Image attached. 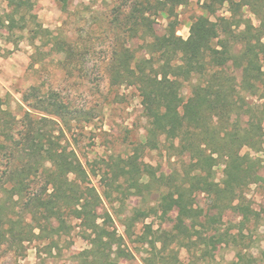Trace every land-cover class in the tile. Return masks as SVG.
Masks as SVG:
<instances>
[{
    "label": "trees",
    "instance_id": "1",
    "mask_svg": "<svg viewBox=\"0 0 264 264\" xmlns=\"http://www.w3.org/2000/svg\"><path fill=\"white\" fill-rule=\"evenodd\" d=\"M28 1L19 0L11 13L0 19V34L29 27V19L23 14ZM185 1L135 0L127 15L123 7L114 8L109 24L111 29L144 45L143 53L137 55L127 49L119 50L114 43L108 61L112 84L135 86L142 99L148 141L139 145L138 150L142 146L158 149L163 137L172 144L179 140L181 147L196 160L187 179L174 180L161 191L158 208L163 214L177 211L174 228L177 232L172 238L155 237L151 249L139 237V244L148 250L143 264H174L177 257L172 256L171 246L175 243L199 248L219 244L223 237L213 241L203 235L206 229L196 206L197 193L230 204L235 199L234 183L246 184L253 176L249 171L250 160L238 157L245 141L241 128L234 124L249 114L244 95L264 75L260 65V57L264 58V0L205 2L203 9L208 15L193 20L187 40L177 35L178 9ZM225 4L229 6L230 17H217L219 8ZM245 6L260 20L258 28L244 18ZM160 16L167 20V29L156 34L152 23ZM39 32L51 36L52 48L65 55L66 60L71 57L66 41H58L53 31L43 27ZM236 47L239 52H235ZM185 84L192 86L187 99L181 93ZM46 97L43 101L37 94L32 95L35 102L26 113L28 124L24 120L15 121L13 113L0 100V161L4 164L0 178V244L14 245L30 241L32 236L41 237L53 220L61 221L57 232L75 220L88 237L90 248L83 254L92 258L94 262L90 264H130L134 255L124 237L108 224L110 215L104 217L98 210L103 196L109 199L125 183L131 196H139L144 186H148L142 178L145 173L155 176L153 168L142 167L133 157L119 156L101 161L103 169L99 171L96 167L90 169L70 148L64 129L48 126L50 123L68 126L67 106L56 94ZM34 110L43 114L37 122L31 118ZM218 159L226 165L223 188L213 181ZM93 177L100 178L113 191L106 189L100 195L92 184ZM136 210L135 216L124 223L128 239L135 224L149 217L148 211L154 208ZM35 231L39 234L35 235Z\"/></svg>",
    "mask_w": 264,
    "mask_h": 264
},
{
    "label": "rangeland",
    "instance_id": "2",
    "mask_svg": "<svg viewBox=\"0 0 264 264\" xmlns=\"http://www.w3.org/2000/svg\"><path fill=\"white\" fill-rule=\"evenodd\" d=\"M134 1L29 0L23 10L29 19V27L14 33L4 30L0 34V100L13 113L15 121L24 120L28 124L26 113L35 102L32 95L37 94L44 101L49 94H56L67 106L68 126L62 122V125L50 123L48 126L64 129L70 148L87 167H96L99 171L103 169L101 161L120 156L133 157L142 167L153 168L155 176L145 173L142 181L148 186H144L139 196H131L125 183L119 192L114 191L106 199L103 193L113 189L108 190L100 178H92V184L103 196L98 212L104 217L110 215L108 224L124 237L127 248L134 255L130 264H143L155 237L172 238L177 232V211L163 214L158 208L161 191L174 180L183 182L187 179L196 160L181 147L179 140L172 144L163 137L158 149L142 146L138 150L139 145L148 141V121L139 91L135 86L112 84L108 76V61L114 43L119 50L127 49L137 55L144 51L141 41L128 39L121 31L109 26L112 10L120 6L127 15ZM207 1L186 0L178 9V36L187 40L193 20L208 15L203 9ZM18 3L19 0H0V19L10 14ZM242 14L254 27L260 26V20L249 6L243 8ZM217 17H230L228 4L219 8ZM152 26L156 34H163L167 20L160 16ZM40 27L53 31V36L59 37L58 41L69 44L71 57L68 60L52 48L51 36L40 34ZM239 50V47L235 48V52ZM260 59L264 73L263 56ZM191 87L185 84L182 89L186 99L191 96ZM253 87L244 95L249 114L234 124L241 128L242 141H245L238 157L250 160L249 171L253 176L246 184L236 186L234 183L235 199L230 204L197 193L196 206L201 213V222H205L206 233L203 235H207L208 240L217 241L220 236L224 240L216 246L200 248L172 244L174 252L171 254L177 257L174 264H264V75L253 83ZM41 115L42 112L34 110L31 118L37 122ZM225 170L226 165L218 159L213 169V181L219 188L225 185ZM3 171L4 164L0 161V178ZM136 207L142 211L154 208V211H148L149 217L135 224L131 239H128L124 223L135 216ZM60 222V219L53 220L41 237L32 236L30 241L14 245L0 244V264L94 262L83 254L90 244L78 222L74 220L57 232L55 229ZM35 233L38 235L39 231ZM139 237L144 238L147 249L139 244ZM161 245L159 243L157 247Z\"/></svg>",
    "mask_w": 264,
    "mask_h": 264
}]
</instances>
